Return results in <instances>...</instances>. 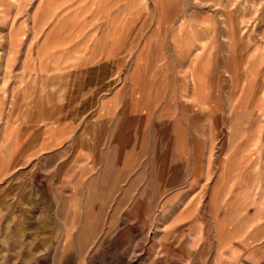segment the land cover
<instances>
[{
	"label": "rangeland",
	"instance_id": "obj_1",
	"mask_svg": "<svg viewBox=\"0 0 264 264\" xmlns=\"http://www.w3.org/2000/svg\"><path fill=\"white\" fill-rule=\"evenodd\" d=\"M168 1L180 4L0 0V63L9 32L15 70L31 20L41 26L56 15L100 35L113 16L131 14L136 49L147 39L173 45V30L192 33L174 43L199 53L216 31L206 87L203 65L198 70L193 60L189 67L193 88L205 89L201 110L174 103L183 109L179 116L171 108L160 119L138 121L131 128L136 142L108 151V160L150 164L153 172L141 178L149 190L138 184L133 198L99 197L98 166L87 172L81 163L88 158L65 146L24 165H0V264H264V0H226L216 8L205 0ZM208 12L215 21L200 20ZM148 31L156 32L146 38ZM97 155L90 150L94 163Z\"/></svg>",
	"mask_w": 264,
	"mask_h": 264
},
{
	"label": "crops",
	"instance_id": "obj_2",
	"mask_svg": "<svg viewBox=\"0 0 264 264\" xmlns=\"http://www.w3.org/2000/svg\"><path fill=\"white\" fill-rule=\"evenodd\" d=\"M205 1L206 5L216 8L226 0ZM165 3L180 4L168 0ZM115 4H110L111 8ZM183 4L202 3L187 0ZM200 16V20L215 21L216 13ZM133 20V16L126 13L113 16L109 28L100 35L92 30L84 32L78 19L71 21L56 15L54 20L49 19L41 26V20L38 25H33L31 20L28 48L18 57L16 70L13 63L16 48L9 46L8 32L7 53L0 63L3 70L0 76V151L5 147L8 152H0V165H24L46 153L55 155L65 146L71 154L79 150L83 158H88L81 163L87 172L98 166L99 197L133 198L138 184L140 189L149 190L146 180L141 178L153 172L150 164L108 160V151L128 150L130 143L136 142L131 128L134 129L138 121L160 119L162 110H171L174 103H187L193 111L201 110V94L205 89L193 88L189 67L193 60L198 70L203 65L206 87L207 69L216 55L211 40L216 37V31L210 30L205 36L211 45L199 53L193 46L174 43V38L191 39L192 33H173V30L168 36L173 45L150 46L146 45L147 39L136 49L132 44L137 36L136 30L131 28ZM121 23L125 27L128 24L129 29H120ZM155 32L148 31L144 37L152 38ZM126 38L129 40L125 41ZM19 41L20 38L16 43ZM127 54L132 57L127 72L122 73ZM172 109L173 116H179L183 110ZM90 150L98 151L96 163L90 159ZM178 179L183 178L180 175Z\"/></svg>",
	"mask_w": 264,
	"mask_h": 264
},
{
	"label": "bare ground",
	"instance_id": "obj_3",
	"mask_svg": "<svg viewBox=\"0 0 264 264\" xmlns=\"http://www.w3.org/2000/svg\"><path fill=\"white\" fill-rule=\"evenodd\" d=\"M182 24H179V27L181 26ZM199 49H201V48H199Z\"/></svg>",
	"mask_w": 264,
	"mask_h": 264
}]
</instances>
